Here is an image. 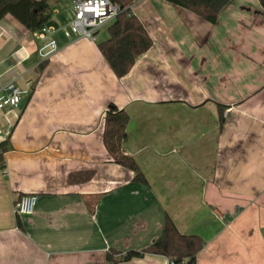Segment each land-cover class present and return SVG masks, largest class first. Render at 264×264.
Segmentation results:
<instances>
[{"label":"crops","instance_id":"obj_1","mask_svg":"<svg viewBox=\"0 0 264 264\" xmlns=\"http://www.w3.org/2000/svg\"><path fill=\"white\" fill-rule=\"evenodd\" d=\"M49 6V52L10 15L0 21V97L10 82L28 92L18 109L0 111V264H110L109 250L155 243L167 217L202 239L196 264H264L259 1L231 0L210 24L162 0H136L130 14L152 47L119 79L98 50L107 35L66 38L62 0ZM111 106L128 117L121 150L147 184L111 162L103 143ZM30 195L34 213L16 217L14 203Z\"/></svg>","mask_w":264,"mask_h":264},{"label":"trees","instance_id":"obj_2","mask_svg":"<svg viewBox=\"0 0 264 264\" xmlns=\"http://www.w3.org/2000/svg\"><path fill=\"white\" fill-rule=\"evenodd\" d=\"M72 1V0H69ZM122 11L107 28V38L98 43V50L116 78L126 76L135 61L151 47L152 41L139 20L130 14V6L136 0H109ZM185 9L202 20L215 24L222 9L231 0H162ZM264 10V0H258ZM7 15L13 17L27 31L35 33L50 20L49 0H0V21ZM128 123L122 110L111 106L105 114L103 143L111 162L134 173L133 181L147 184L133 158L122 153L121 143ZM6 150L0 144L1 155ZM204 243L199 236L181 234L169 217L165 221L161 237L140 252L125 255L109 250L105 260L110 264L128 262L144 254L163 256L171 264H196L197 254Z\"/></svg>","mask_w":264,"mask_h":264},{"label":"built area","instance_id":"obj_3","mask_svg":"<svg viewBox=\"0 0 264 264\" xmlns=\"http://www.w3.org/2000/svg\"><path fill=\"white\" fill-rule=\"evenodd\" d=\"M73 19L68 25L61 27L60 31L66 38L71 34L79 39L93 41L96 32L104 25L111 24L122 9L109 0H72ZM94 9V11H89ZM102 13V14H101ZM55 29L44 26L35 32V37L40 41H48L53 49L55 42L50 39ZM26 90L20 89L14 82H10L3 87V94L0 97V111L8 108L16 110L19 108L23 98L27 96ZM37 203V196L30 195L20 197L14 203V214L16 217L30 216L34 213ZM264 239V237H263ZM168 264L171 262L168 261Z\"/></svg>","mask_w":264,"mask_h":264},{"label":"rangeland","instance_id":"obj_4","mask_svg":"<svg viewBox=\"0 0 264 264\" xmlns=\"http://www.w3.org/2000/svg\"><path fill=\"white\" fill-rule=\"evenodd\" d=\"M63 2V6L65 7V15H66V19H67V23L66 25L69 24V22L73 19V13H72V4L66 0H62ZM110 24H107V25H104L102 26L99 30H98V33H97V40H100L101 37H104L107 35V28ZM107 38V37H106ZM105 40V39H104ZM103 40V41H104ZM102 42V41H101ZM48 43V42H47ZM40 46L42 45H46V42L44 41H40L38 43ZM41 46V49L42 51L44 52H49L51 50V47L50 46H46V47H42Z\"/></svg>","mask_w":264,"mask_h":264},{"label":"snow or ice","instance_id":"obj_5","mask_svg":"<svg viewBox=\"0 0 264 264\" xmlns=\"http://www.w3.org/2000/svg\"><path fill=\"white\" fill-rule=\"evenodd\" d=\"M89 11H94V9H89ZM102 14V13H101Z\"/></svg>","mask_w":264,"mask_h":264}]
</instances>
